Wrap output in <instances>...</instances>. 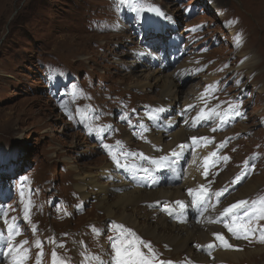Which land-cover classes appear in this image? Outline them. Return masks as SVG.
Segmentation results:
<instances>
[{"label":"rangeland","instance_id":"1","mask_svg":"<svg viewBox=\"0 0 264 264\" xmlns=\"http://www.w3.org/2000/svg\"><path fill=\"white\" fill-rule=\"evenodd\" d=\"M261 14L264 0H0V211L8 212L9 221L17 218L22 233L17 240H29L28 264H35L37 240L43 246L42 264H52L53 252L64 264H113L110 237L118 235L114 224L130 228L164 258L172 256L173 263L200 264L183 250L180 262V252L171 249L170 241L147 230L161 220L168 225L195 222L221 191V205L214 210L223 211L251 179L260 184L240 198L249 201L240 216L251 211L250 202L264 199ZM185 66L188 72H182ZM172 77L180 81L176 100L168 97L175 89L164 92L162 86ZM196 96H206L207 108L219 113L196 131L197 137L208 136L213 143L193 146L191 138L174 143L166 137L155 142L153 136L162 128L171 135L179 131L176 126L195 120L206 107L204 99L201 105L186 107V100ZM230 105L239 116L228 114ZM98 128L104 129L99 136ZM226 140L221 155L230 160L211 168L208 181L202 176L209 196L198 201L200 207L193 208L194 196L183 209L180 198L148 197L138 207L145 216L141 228L109 218L94 198L84 199L78 191L81 177L107 168L119 177L118 185L141 180L149 187L163 178L166 187H181L190 168ZM105 143L123 167L116 166ZM160 157H167V163L157 168L150 161ZM245 162L250 164L248 175L233 185ZM25 206L31 223L24 219ZM218 231L231 236L226 229ZM0 233L7 235L3 218ZM212 236L208 244L217 245L214 232ZM229 242L240 250H225L240 255L264 248L258 235L244 243L234 237ZM101 244L93 256L91 247ZM201 244L196 239L190 246L210 260ZM6 253V241L0 239V264H9ZM240 263L264 264V253L252 260L221 261Z\"/></svg>","mask_w":264,"mask_h":264},{"label":"bare ground","instance_id":"2","mask_svg":"<svg viewBox=\"0 0 264 264\" xmlns=\"http://www.w3.org/2000/svg\"><path fill=\"white\" fill-rule=\"evenodd\" d=\"M263 17H264L263 14H261L259 19ZM246 69L248 70L250 69V67H247ZM185 70H187V67L182 72H188ZM179 85H180V81L178 78L175 77L165 78V80L162 83L164 92L170 89H175L174 94L168 96L169 98L174 97L173 98L174 100H176L177 95L181 93V91L178 89ZM261 91L262 92L264 91V84L261 87ZM186 101L190 102V104L186 105V107L189 108L190 106L201 105L203 99L201 96H196L194 99H188ZM205 124H206L205 120L197 122L195 126H193V121L192 122L185 121V123H183L181 126H176V128L179 127L177 128L179 131L171 133V135H165L168 133V131L162 128L159 132H157V135L153 136V140L155 142H159L164 137L173 138L174 143L178 142L182 138L188 140L193 136H196L197 135L196 131L197 130L201 131L205 127ZM169 129L170 128H168V130ZM198 156L199 155H196L195 157ZM202 161L201 164H197V166L193 164L196 167L193 168H195L196 170L193 169L192 167H191L192 169L190 168V171H188V173L186 174V178L181 187H170V186L166 187L167 185L165 184L168 183V180H164L163 178H160V180L153 182V185H149V187L141 180L123 182L118 185L116 180H118L119 177L112 175L110 168L109 169L107 168V169H103L101 172H99L96 175L94 174L95 176H91L90 174H85V176L80 178V184L78 185L77 188L84 199L90 197L94 198L99 203L100 209L106 212L109 218L128 220L130 221L131 225H133L134 227L141 228V220L145 219V216L144 215L142 216L141 214L142 212H140V209H138V207L142 202L147 201L148 197L160 198L162 199V201L175 200L180 198V200L182 199L183 201L182 203L185 205V207L188 206L187 200L191 197L188 194L189 189L196 190L202 184V176H203ZM255 169H257V167ZM170 176L175 177L174 174L169 175V177ZM103 178H107L108 180L110 179L112 183L110 184L102 183L101 180ZM258 184H260L258 180L251 179L246 184L244 190L239 195L237 194L238 195L237 197L229 200L230 201L229 205L238 202L239 199L242 198L244 195H247L248 193L256 190ZM114 188L116 190H112ZM116 207L119 209L117 210ZM211 208L209 209L208 212H205L206 215L205 214L200 215L195 219V222L192 223L191 221L190 222L186 221L185 223L173 222L171 225H168L166 223V220H161V223H159V225L154 230H147L148 228L146 225H144L145 223L143 222L144 223L142 224L144 225L143 230H145V232L147 230L148 234H152L155 237H158V239L159 237L162 239L166 238L168 241L171 242L170 244L172 247L171 249L176 248L177 251L179 250L187 251L189 255H192L193 261L200 264H221V261L224 260L227 261V259H232V260L237 259L239 260V262L242 260H252L254 257H259L264 253V248H259V247H256V249L253 250L249 249L244 254L241 255L238 253H230L227 252L225 248L221 247L218 242H216L217 244L216 246L219 247L218 248L213 247L212 251H209L210 260H208L207 255L199 254L198 250H193V248L190 246V243L194 242V240L196 239H199L202 244L207 245L213 237L212 233L213 232L215 233L219 230V228L216 227L214 225V222L212 221H214L216 217L220 215L223 211H216ZM196 216H198V213ZM199 218L201 219L199 220ZM102 246L103 244H101V246L98 248L91 247L93 250L92 255L94 256L98 251L100 252ZM85 248L86 246L83 247L82 249L86 250ZM178 254H179L178 257L181 260L180 262H182V257H183L182 253L180 252ZM164 260L172 261L173 259L172 256H166Z\"/></svg>","mask_w":264,"mask_h":264},{"label":"snow or ice","instance_id":"3","mask_svg":"<svg viewBox=\"0 0 264 264\" xmlns=\"http://www.w3.org/2000/svg\"><path fill=\"white\" fill-rule=\"evenodd\" d=\"M205 100V108H202L199 111V114L193 121V126L199 121L205 120L213 115H219L216 108H207V97H202ZM79 111V109L77 110ZM228 114H234L239 116L240 112L237 110V107L230 105ZM126 119V117H122ZM104 129H96V135L99 136ZM216 129H213L215 132ZM92 133V129H89V134ZM193 146L202 145L207 147L213 141L208 136L191 138ZM227 142H223L217 146L216 151H212L207 157L203 160L202 165V175L205 181H208L210 178V169L217 166L218 163L228 162L230 157L225 155H219L218 152L220 149L226 147ZM183 148V145H180ZM103 148L109 152L112 157L113 162L117 167H123L120 163V160L117 158L116 154L112 152L110 145L103 144ZM173 156H177L176 152L172 153ZM143 159H148V157H142ZM255 159V157H253ZM157 168L164 166L167 163V157H160L159 160L152 159L150 161ZM147 173L149 170L144 169ZM250 171L249 162H245L241 172L237 174L234 180L231 181L233 185H239L246 178L248 172ZM218 175V173H217ZM226 191V189H225ZM188 194L194 196L196 201L202 202L209 196V188L205 184H201L198 189L193 190L189 189ZM216 197L224 196V191L215 193ZM179 203V202H178ZM179 207L183 209L184 204L180 203ZM249 207V201L240 200L236 203L225 207L221 214V219L212 221L217 224H222L223 228L227 230L228 234H231L230 237L226 238V234H222L217 231L214 233V238L219 242V245L228 250H237L234 249V245L229 242L231 238L236 240H245L251 241L257 235L261 243H264V225L261 222H264V199L259 201L252 202L251 211H246L243 217L237 218L235 213L240 209H245ZM165 212L171 214V209L168 206L164 208ZM207 211V209H205ZM24 219L31 223L30 220V209L25 206L24 208ZM8 212L0 211V218H3L4 223L7 227V235L3 236L0 233V239L6 241L7 247V256L9 257V264H28L30 259L29 246L30 242L27 239L18 241L17 238L22 235L19 226L16 223L17 218L13 216L11 221L7 219ZM114 230L118 233L115 238H111V248L113 249V264H173L171 260L161 259L159 253L156 252L153 245L146 241H142L130 228H126L123 224H114ZM55 243V242H53ZM63 247V245H61ZM197 249H202L201 245H195ZM213 247H216L215 244H207L206 248L210 251ZM35 248L37 249L35 254V264H42V258L44 257L43 246L39 240L35 241ZM145 249L146 251H143ZM52 264H64L63 261L57 260V254L53 252L52 254Z\"/></svg>","mask_w":264,"mask_h":264}]
</instances>
